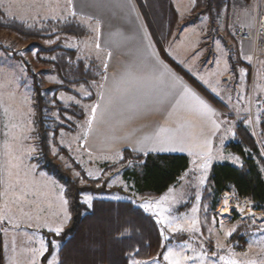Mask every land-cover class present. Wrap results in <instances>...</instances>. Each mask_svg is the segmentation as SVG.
Returning a JSON list of instances; mask_svg holds the SVG:
<instances>
[{"label":"rangeland","instance_id":"obj_1","mask_svg":"<svg viewBox=\"0 0 264 264\" xmlns=\"http://www.w3.org/2000/svg\"><path fill=\"white\" fill-rule=\"evenodd\" d=\"M152 2L155 1L152 0ZM8 3L10 5V11L12 13L11 16L5 14L4 8H0V17H2V19H0V79H6L8 77V74H13L15 77V83L0 88V96L4 97L5 95L18 92V95H21V102H20L21 104L20 106L19 104H17V106L20 107L19 109H17L18 111L17 115L18 117L19 115L25 116L27 114V110L29 109V107H31L33 112L32 114L29 113L27 114L26 122L28 121V117H30V123L33 124V130H35V117H34V108H33V102H34L33 80L27 72L26 62L32 67L33 72L37 74L39 78H41L42 87L48 88L51 85L56 84L53 82V79H59V80L61 79L59 78L58 72L47 73V71L45 70L48 69L54 70L56 63L57 65L58 64L61 65L62 58H64L62 57V55L64 54L63 52H65L66 50L76 51L77 56L76 59L73 60L74 62L77 61V58L79 57L81 60L86 61L87 64L95 62L98 69L104 57L99 56L100 59H95L92 56V54L95 52L94 50L95 47L93 45L95 39L94 38L88 39V37L92 35V31L95 28L94 27L92 28V26L89 25L88 23H84L81 20L77 19L76 17L69 18L67 23H64L63 21L57 22L56 20L42 21L40 19H34L32 22H22L17 19V0H8ZM60 4L61 1L59 0H52V2L50 1L48 3L49 7L51 8L52 5L51 9L54 10H58ZM211 4L212 6L210 11H214L213 14L214 17L216 15L217 10H219L221 6L227 5V12H228L227 16L231 21L235 20V18L238 17V14H240L242 10L244 11L246 7L252 5H255V13L257 12L260 14H264V4L261 3V0H212ZM144 7L145 8L143 9V11L146 15V23L148 24V28L150 29V32L153 33V38L157 39L156 35L167 30V24L171 23L169 22L170 19L167 21L168 23L165 24V26H163L162 24L160 25L159 23L156 24V26H154V24L151 23L150 13H149L152 10V8H149L150 9L149 11L147 6ZM153 8H155V6H153ZM206 11L207 10L205 9V12ZM64 12H66V10ZM153 12L156 13V15H153V18L156 16L160 20L163 19V15L161 17L160 11L157 8ZM58 15L67 16L68 13L66 14L62 13ZM156 17L154 19H156ZM147 20L149 21V23ZM41 23L45 25L43 31L41 30ZM29 24L34 25V27L30 29L28 27ZM78 24L80 26H83L90 32V35L88 37L74 36L75 34L80 33V30L76 28V25ZM53 27L57 28L61 36V39L58 40L56 43L49 45L46 44L45 41L49 38V30ZM93 32H95V36L97 37L99 34L98 30L95 29ZM216 36L217 35H214L213 37ZM225 37L226 39L224 40H216L223 49L225 48L227 52L229 51V55L231 59V71L229 77L230 81L224 82L221 88L222 96H224V100L227 104V105L225 104L227 106V110L226 111L221 110V113L223 115V118H227L235 122L232 131L236 133V129L240 123H242L243 121L248 123V121L250 120L248 115L250 114L251 111L250 101L253 95L252 81L254 79L253 86L254 89L256 90L257 83L260 80L259 65L261 61L255 66L253 65V62H250V67L247 68L246 75L243 76L239 75L238 67L240 65L239 64L240 61L238 59V56L236 55L237 50L235 49L234 46L235 40L232 38V32L225 35ZM52 38L54 39L55 37L52 36ZM66 38L68 39L69 43H78L79 49L65 47L64 42ZM168 41H166V39H163V43L165 44ZM194 42H195L194 39L191 38L188 39V43L186 44L185 48H192ZM210 44L211 43L205 44L203 46L206 51V55H205L206 58L208 56H211V53L213 51V47H211V49L207 47ZM34 50H38L37 55H33ZM21 52L25 53V55L24 56L19 55V53ZM52 56H56L57 59L55 61H52L50 59V57ZM68 61L69 60L67 57L66 62ZM206 65H208L207 61L205 66ZM240 66L242 67V65ZM253 72H254V76H253ZM241 79H246V83H247L246 89L243 93H240L238 91V84H240ZM85 86L87 87V85ZM75 87L78 88L79 85H75ZM72 88H71L72 93L66 92L64 90L45 92V98L47 99L48 102V108L46 109V118L49 121L48 125L53 127L54 125L53 122L56 121L65 127V129H61L58 131L57 145L52 146V153H53V149H55L56 153H58V154H54V153L53 154L57 156V162L59 164H61L63 167L67 169H70L71 174L75 178H77L74 175L75 171L83 172L84 176H85V170L92 171L94 175H101L102 173H106L102 181L111 182V187L107 186V189L116 188L119 191L108 194L105 193V194H94V195L121 196L125 198L122 200L112 199L106 201L128 202L129 200H131L133 201L132 205L135 206L137 204H143L149 201L156 202L164 197H167L168 199L167 201H165L163 206L166 208H170L172 211L170 213H165L166 215H171L174 217H187L189 221L193 218V216H195V218L200 221L199 227L201 231L199 233L166 232L165 234L168 235L169 240L163 241L162 247L160 249L161 252L165 251L164 246L167 245L177 250L185 249V254L188 256H192L194 254L192 252L193 248L196 249V254H198L200 250L203 248L207 250L210 254L215 253V255L212 256V259L216 261V264H225V262L228 259H236L240 261L254 260L253 256L255 253L254 252L255 241L264 238V233L261 232V229H264V220L261 219V217H264V207L260 208L256 204L255 207L253 208L255 210L254 214H256L255 218L252 219L248 217L247 219L243 220L241 218L242 214L236 210L237 205H239V207L241 206L240 202H238V195H236L233 192H226L219 199L217 208L213 209L211 207V202L209 200L210 195L208 196V194L212 192L209 183L207 185L199 184L198 177L200 176L201 173L197 166L200 163H202V160L193 161L189 169L181 174L178 182L175 185H173L163 195L156 196V195L138 194L134 190V183L127 182L124 178L125 173L128 172L129 170H133L132 168H126L123 163H110L108 160L105 159V157L92 158L91 160H89L88 155H83L82 150L78 147L76 138L78 136L83 135V132L85 131V129L82 128L80 125L83 124L84 120L86 119V114L83 113L82 118H80L79 115H72L73 116L72 121L64 120L63 123L57 121L52 116V112H57L59 110L49 109V107H54L49 103V101L56 98V104H55L56 107L57 103L60 102L58 99L59 92L63 91L67 95H73L75 93L72 90ZM13 90H15L16 92ZM93 91H100V89H94ZM237 93H240L243 97V99H241L239 103H237ZM228 96L232 97L231 104L228 103ZM25 97H28L30 99L31 101L30 105L25 103ZM96 100L97 97L94 95L92 98L85 100L84 103L85 104L94 103L96 102ZM65 103L71 105L72 102L65 101ZM233 106H236L238 109H240L239 115L233 114L232 112ZM77 108L79 109V112H81V109L79 107ZM244 109H250V111H244ZM66 115H71V114H66ZM258 118H259V113L258 111L255 110V124L257 129H259ZM23 124H25V122H23ZM61 132L64 133L63 137L60 135ZM51 135L53 134L51 133ZM32 137L36 148V139L34 136V131ZM62 139L64 141L63 144L61 143ZM234 139L235 137H232L230 135H225L223 139L221 138L222 147L219 149V153H218L219 157L216 158L218 156L217 154V156L214 158L213 161L216 160L218 162L233 164L231 162V157L239 156V155L227 151L226 146L230 141ZM79 143L82 144V141L80 140ZM69 145H71V148H69ZM60 149H64L66 151V154L60 153L59 152ZM18 154H19V150H17V155ZM18 157L19 156H17L18 173L29 174V172L26 171L27 166L25 164H22L20 158ZM36 157H37V148L34 153V158ZM61 157H63V159H61ZM225 157H227V159H225ZM239 157L241 158L242 166H243L244 159L241 156ZM109 158H111L112 161L119 160V156H112ZM129 160H133V159L130 158ZM76 164L80 166L79 169L75 168ZM235 166L242 167L241 165H235ZM211 170L212 167L210 169V175H211ZM261 170L264 173V165L261 166ZM39 172H43V171H39ZM22 176H23L22 179H25L24 177L25 175ZM89 180L91 179L86 178V183ZM125 185H128V187H125ZM61 186L63 187V185ZM64 190H65L64 193H66L65 188ZM198 192L201 195V199L197 202L195 196ZM225 197L228 198L227 207L224 205L223 202ZM82 199L84 200L85 197L82 196ZM194 207H199L200 210L196 213H193L192 209ZM225 210H227V212L231 215V217L229 219L225 217L223 218L222 221L223 228H221L220 227L221 216L219 215V213H222V211L225 212ZM147 214L150 215L149 213ZM213 217H215V222L213 221ZM123 225L125 224L114 223L112 226H110V232L108 233L110 235L112 234L114 236V240L117 241L118 239H116L115 237H117L122 232L127 230L126 237L118 241L123 242L125 240H131L135 242L137 248H139V255L133 254V256H130V254H128L127 257L130 256L132 257V260L135 259L137 261H150L152 258L160 255L161 252H159L157 255L153 257H149L150 250L146 248V244L142 241L141 236L136 234L134 236L132 233V228L130 227L128 228L125 227L126 229L120 232V229L121 227H123ZM160 227L161 225H159V228ZM232 228H236V231L232 234L231 237H229L226 235V233ZM116 229L119 230L118 233H115ZM181 236L186 237V240L185 241L179 240V237ZM42 238L44 239V236L39 234L37 231L19 230V229H17V231L8 229L7 235L4 236L0 235V241H3L4 239L6 240L5 242L3 241V243L8 258L10 259V261H14L15 264H29L30 260L33 258L29 249L39 248L40 241ZM217 242H219L220 248H217L216 246ZM101 245L102 246L99 249V255H103L105 250L106 251L110 250L111 246H108L109 243L102 242ZM125 256L126 254L124 255V258ZM220 257H223V260L219 259ZM59 259H60V255H59ZM38 264H41V258H38Z\"/></svg>","mask_w":264,"mask_h":264},{"label":"crops","instance_id":"obj_2","mask_svg":"<svg viewBox=\"0 0 264 264\" xmlns=\"http://www.w3.org/2000/svg\"><path fill=\"white\" fill-rule=\"evenodd\" d=\"M48 1L52 2V0H17V19L22 22H32L34 19L49 21L53 15L67 13V0H59L61 4L58 10L51 9L52 5L50 8ZM170 1L177 14L176 22L174 25H172L171 20V23L166 22V24L168 23L167 30L156 35V37L169 40L166 44L164 43V46L169 49L172 56L175 57V60H183L187 66L192 69L195 75L203 76L204 79L209 80L210 86L215 87L219 92L218 96H214L226 104L224 96H222L221 93V88L224 82L230 81L231 59L229 51L227 52L225 48L224 50L219 44V49H223L226 53V56L221 58L220 52L216 50L213 44V39H226L225 35L232 32L236 27H254L258 13H254L255 23L249 26L251 17L246 15L243 10L238 14L235 20L231 21L227 16L228 12L226 5L221 6L219 10H217V12H220L224 17L219 23L215 22L216 15L214 17V11L210 10L206 12L203 10V13L198 16V21L191 23L193 18L197 15L194 11L195 7L193 6V0ZM195 2L197 3V0H195ZM133 3L135 4L134 15L126 16L124 10L110 4L108 0H73L74 10L76 12L75 17L84 23H88L99 32L96 37L93 29L92 35H90L88 39L94 38L95 42L93 45H95V43L101 45V50L97 52V50L94 49L95 52L92 56L95 59H97V55L103 56L104 58L102 61L109 65L107 70L108 79L104 82L105 88L109 90L113 88L114 82L118 81L121 75L125 73L126 66L129 64L130 60L128 52L129 49L133 47V42L123 41L120 33L130 37L135 31L137 23L143 22L147 24L136 0H133ZM145 6H147V8L149 7L146 0ZM65 10L66 12H64ZM148 10L150 11L149 8ZM149 13L151 23L154 24V26L158 23L161 25V20L159 18L156 16V19H154L155 17L153 18V15H155L153 11L151 10ZM135 15L139 16V21L134 18ZM45 16H48L49 19H43ZM86 18L91 19L88 21ZM217 28H219V31H217ZM148 30L150 31L149 28ZM214 35L217 36L213 37ZM190 38L194 39L195 42L192 48H185ZM209 43H211L212 46L210 44L207 47L209 49L213 47V51L211 56L206 58V51L203 46ZM234 46L237 50L236 55L240 61L239 64L242 65V67L239 65L238 68L247 70V68L250 67L252 59L249 62L243 57H252V44L250 42L235 40ZM200 49H204L203 55L193 62L195 52ZM107 52L112 53V58L110 60L106 56ZM213 59H220L219 65L214 66L208 63V65L205 66L206 61L208 62ZM225 59L228 61L227 71L224 65ZM263 67L264 61H261L259 65L260 80L257 83L256 90L252 84V93L253 95L255 94V96L261 93L259 82L264 75ZM171 68L173 67L171 66ZM212 72H216L218 75L212 76ZM217 79L220 81L219 84L216 83ZM203 86L210 92L209 86ZM246 86V79H241L240 84H238V91L243 93ZM195 91L209 102L213 109L217 111L218 115L222 114L221 110L215 107L204 95L196 89ZM20 102L21 95H18V92L5 95L4 97L0 96V212H4L6 215L11 216L16 223H19V230L37 231L42 235L41 232H48V227H54L63 221L64 206H62L59 191L62 186L59 182L55 181L52 176H49L45 172H39L37 166L31 163L35 153L29 152V147L35 148L32 137L34 131L33 124L30 123V117H28V121L26 122L27 114L29 113L28 110L25 116L19 115L18 117L17 109L20 108ZM17 104H19V106H17ZM5 109H7V112ZM220 118L223 119V115L220 116ZM214 119H216V117H211L200 110H196L194 107H189L185 103L166 109L154 106L151 109L140 111H124L123 113L114 111L110 116H105L103 121L98 120L94 122L92 131L87 135V143L82 153L83 155H88V152H91L92 158L118 156L117 153L122 154L124 150H128L138 142L147 144L148 141L145 140V137H151L155 132H158L161 127L177 129L180 128L181 125H184L183 132L187 142L191 146V152L194 154H190L189 151H175L161 155H184L189 158L190 165H192L193 161L201 160L195 153L211 151L215 158L219 153V149L222 147L221 133L223 126L221 130L218 131L213 123ZM23 122H25V124H23ZM81 141L82 144H84V140L81 139ZM17 150H19L18 155ZM17 156H19L18 158H20L22 164L27 166L26 171H28L29 174H27L26 177L24 176L25 179H22V175L25 174H19L17 171ZM217 163L223 162L215 160L212 163V167ZM29 166L35 167L30 168ZM8 171L13 173L10 181L11 187H8L4 183V178L7 176ZM17 173L20 177L19 181L16 179ZM22 188L23 191H21ZM6 189L7 196L4 194ZM21 196L23 199L19 198ZM6 206L10 211H6ZM66 207L70 214L69 204ZM68 224L69 223H66L64 225V229ZM5 227L9 230L17 231V229H12L11 226L5 225ZM0 235L4 236L5 234L4 232H0ZM3 241L5 242L6 240L4 239ZM259 241H264V238L255 241L253 259L256 261L264 258V247L258 243ZM123 254H126L125 260H129L127 263L129 262V264H132V257L130 256H133V253L125 250ZM128 254H130V256L127 257ZM55 255L56 253L53 252L52 256ZM51 258L52 257H50V259ZM7 259L8 264H10L8 255Z\"/></svg>","mask_w":264,"mask_h":264},{"label":"snow or ice","instance_id":"obj_3","mask_svg":"<svg viewBox=\"0 0 264 264\" xmlns=\"http://www.w3.org/2000/svg\"><path fill=\"white\" fill-rule=\"evenodd\" d=\"M108 2L115 7H118L125 11L126 16H133L135 13V4L133 0H108ZM261 3L264 4V0H261ZM193 6H197L195 0H193ZM0 8H4L5 14L11 16L12 13L10 11V5L8 0H0ZM245 14L251 17L250 25L252 26L255 23V5L248 6L244 9ZM67 16L53 15L51 16V20H56L57 22L63 21L67 23L69 17H75L76 12L74 10L73 0H67ZM134 18L139 21V16L135 15ZM2 19V17H0ZM43 19H49L48 16L43 17ZM91 18H86V20L90 21ZM224 19L220 12L216 13V23H219L220 20ZM28 27L31 29L34 25L29 24ZM187 27V26H185ZM45 25L41 23V30L43 31ZM95 30V29H94ZM183 31V29H182ZM219 31V28H217ZM52 36L55 38L53 39ZM120 36L123 41H132L133 47L129 49L128 55L130 57L129 64L126 66L125 73L121 75L118 81L114 82L113 88L111 90L105 88L104 82L107 81V70L109 65L101 61L99 66V70L95 72V76L99 77V80L93 79L92 81H84L80 83L78 80L71 81L75 94L67 95L65 92L60 91L58 95V99L62 104L63 112L57 111L52 112V116L57 120L63 123L64 120L72 121V115H66L68 107L76 106L81 109V112L86 114V119L83 124L80 126L85 129L83 135L78 136L76 138L78 147L83 150L85 148V144L87 143V135L92 131V127L94 122L100 120L103 121L105 116H110L114 111H120L123 113L124 111H140L151 109L152 107L158 108H168L172 106H178L181 103H185L189 107H194L196 110H200L205 114L210 115L211 117H216L213 120L215 128L219 131L223 126V132L221 133L222 139L225 135H230L235 137L236 133L232 131L235 122L229 120L227 118L221 119L220 116L222 114L217 113L215 109L206 101L200 94H198L195 89L189 85L182 76L179 75L169 64H167L164 60V56H167L169 59H172L173 62L177 63L178 66L187 72L189 75L193 77L201 85L209 86V90L213 95H219V92L215 87H211L209 84V80L204 79L203 76H197L192 72V69L187 66V64L183 61L175 60V57L172 56L171 52L167 47L164 46L163 39L164 38H153V33L148 30L147 24L140 22L137 23L136 29L132 36H124L123 33H120ZM61 39V36L56 27H53L49 30V38L45 41L46 44H54L58 40ZM160 45L157 48V45ZM213 44L220 52L221 58L226 56V53L223 49H219V44L213 39ZM64 46L67 48H77L79 49L78 43H69L68 39H65ZM97 52L101 50V45L99 43H95L94 45ZM204 49H200L195 52V56L193 57V62L198 60L200 56L203 55ZM38 50L33 51V55H37ZM19 55L24 56L25 53L21 52ZM107 58L110 60L112 58V53H106ZM247 61H251V56L243 57ZM52 61L57 59L56 56L50 57ZM97 59H100L99 55H97ZM83 61L78 57L77 65L82 63ZM68 63L71 65L73 62L69 59ZM207 63H211L214 66L219 65L220 59H213L208 61ZM225 70H228V61L224 60ZM87 71L92 70L91 65H86ZM239 75H246L245 69H238ZM212 76H217L218 73L212 72ZM54 83L63 85L64 81L59 79H53ZM15 83V77L13 74H8L6 79H0V88L6 87L8 85H12ZM217 84L220 83L219 79L216 81ZM76 84H79V87H75ZM87 85V87L85 86ZM94 89H100V91H93ZM11 95V94H10ZM96 96L98 99L94 103L85 104L84 101ZM79 97V98H78ZM243 99L240 93H237V103ZM65 101H71V105L66 104ZM232 97L228 96V103L231 104ZM25 103H31L28 97H25ZM49 103L53 106L56 104V98L49 101ZM7 112V109H5ZM29 114H32L33 110L31 107L28 109ZM240 109L236 106H233L232 112L233 114L239 115ZM244 111H250V109H244ZM249 124L252 123L251 120L248 121ZM184 125H181L180 128L172 129L168 127H161L158 132H155L151 137H145V140L148 141L147 144L143 142H138L137 144L131 146L128 150L132 153H135V159L129 160L124 157L122 154L117 153L119 156L118 161H112L111 158L105 157L110 163H123L126 168H132L133 170L139 169L141 172L148 166L149 159L153 156L159 157L161 154L175 152V151H189L190 154H194L191 152V146L187 142L186 136L183 132ZM60 135L63 137L64 133L61 132ZM83 139L84 144H80L79 141ZM63 144V139L61 140ZM7 147V145H6ZM71 148V145H69ZM75 150V149H73ZM36 149L33 147H29V152H35ZM54 154L56 150L53 149ZM198 158L202 160L197 167L200 171L199 184L207 185L210 183V169L212 167V163L214 160L213 154L211 151L204 153H195ZM89 160L92 159V153L88 152ZM219 157V154H218ZM216 157V158H218ZM63 159V157H61ZM227 159V157H225ZM231 162L235 165H241L242 161L239 156L231 157ZM30 168H34L35 166H29ZM74 175L79 179L80 183L84 185L86 183V178L91 179L97 188L102 187L100 181L104 179V175L106 173H102L101 175H94L92 171L85 170V176L81 175L80 171H75ZM13 173L11 171L7 172V176L4 178V183L11 187V178ZM27 173H25V177ZM17 181L20 180L19 174L16 176ZM106 186L111 187V182H106ZM128 187V185H125ZM23 191V188L21 189ZM60 199L62 202V206H64L63 211V221L57 224L54 227H48V232L53 233L55 236L59 237L62 233H64V225L71 221V216L67 210V205L69 204V200L65 198L63 187L60 188ZM5 196H7V189L5 191ZM81 196H84L85 199L81 201L82 206L85 209V215L89 213H93L95 211L96 202H103L106 200H122L125 199L121 196H103V195H94L85 190H81ZM23 199V197H19ZM167 197L162 198L156 202H146L143 204H137L135 207L141 209L145 213H149L151 216L155 217V222L161 227L159 228V233L162 237L163 241H168L169 237L166 235V232H193L199 233L201 231L199 224L200 221L193 216V218L189 221L187 217H174L171 215H166L165 213H170L172 210L170 208L164 207L165 201H167ZM196 201L198 202L201 199V195L198 192L195 196ZM130 204L133 201H128ZM224 205L228 206V198H224ZM199 207H194L192 209L193 213L198 212ZM236 210L244 214L245 208L239 207L237 205ZM6 211H10L7 209ZM221 216L220 227L223 228V213H219ZM249 218L254 219V213H248ZM264 220V217H261ZM213 221L215 222V217H213ZM5 225L11 226L12 229H19V223H16L14 219L6 215L4 212H0V232H4L7 235L8 229ZM187 225V226H185ZM236 231V228H232L229 230L226 235L231 237L232 234ZM261 232L264 233V229H261ZM127 235V230L122 232L120 235L115 237L118 240L124 239ZM264 247V241H259ZM49 245H54L52 251L56 252L57 255L52 256V253L49 252ZM217 248H220L219 242H217ZM165 251L161 252L157 257L152 258L150 261H137L135 259L132 260V264H216V261L212 259V256L215 253H209L205 249H201L198 254H196V249L193 248L192 252L194 253L192 256H188L185 254V249L177 250L175 248L169 247L167 245L164 246ZM62 250L61 243L56 241H48L47 243L42 238L40 241L39 248H30L29 251L32 254V259L29 264H38V258H45L46 264H64V261L59 259V252ZM51 256V259H47L45 254ZM133 254L139 255V248L133 246ZM219 259L223 260V257ZM10 264H15L14 261H10ZM225 264H264V258L259 261L256 260H245L240 261L236 259H228Z\"/></svg>","mask_w":264,"mask_h":264},{"label":"trees","instance_id":"obj_4","mask_svg":"<svg viewBox=\"0 0 264 264\" xmlns=\"http://www.w3.org/2000/svg\"><path fill=\"white\" fill-rule=\"evenodd\" d=\"M154 1L156 5L152 0H146V3L149 6L148 8H152V11L157 8L161 17L163 15L161 24L165 26L170 19L172 25H174L177 14L171 5V1ZM136 2L146 20V15L143 11L145 0H136ZM211 3L212 0H197V6L194 9L197 15L191 23L198 21V16L203 13V10H211ZM154 14L156 15V13ZM76 28L80 30V33L74 36L88 37L90 35V32L83 26L78 24ZM166 41L168 40L166 39ZM159 47L160 45L158 44L157 48ZM63 53L62 57L64 58H62L61 65L56 63L54 70H45L47 73L58 72L59 78L64 81L63 85L56 83L48 88H43L41 78L33 72L32 67L26 62L27 72L33 80L34 136L37 148V157L33 158L31 163L36 164L39 171L47 173L63 185L66 189V197L69 200L71 215V221L61 236L57 237L53 233L46 231L41 233L46 242L57 241L62 244V250L59 255L64 264H129L125 260L123 253L125 250L133 253V246L137 248L135 242L131 240L116 241L114 236L108 233L110 232V226L114 223L125 224L121 227L120 232L128 227L132 228L133 235L141 236L146 248L150 250L149 257H153L161 252L160 249L163 243L158 231L159 225L155 222L156 219L129 202H96L95 211L85 215V209L81 203L83 199L80 195L82 189L92 194H108L119 190L116 188L107 189L106 181L102 180L100 181L102 185L100 188H97L92 180L82 185L78 178L73 177L70 169L63 167L57 162V156L52 153V146L57 145L58 131L65 129V127L56 121L53 122V127L48 125L49 121L46 118L48 102L45 98V92L64 90L72 93L71 81L78 80L83 83L86 80L89 82L93 79L99 80V77L95 76V72L99 70L95 62L87 64L86 61L82 60L83 62L77 65V61H73L77 56L76 51L66 50ZM67 57L68 60L71 59L73 62L71 65L66 62ZM163 58L185 81L204 95L215 107L222 111L227 110V106L223 102L181 69L177 63L167 56ZM86 65H91L92 70L87 71ZM49 109H58L63 112L60 102L57 103L56 107H49ZM64 114L83 117V113L79 112L76 106L69 107ZM226 149L241 156L244 159V165L238 167L231 163H217L212 167L209 183L212 192L208 194V196L210 195L211 207L213 209L217 208L219 199L226 192H233L240 197H248L257 203L258 207H264V173L261 170V166L264 165V158L256 142L252 125L245 121L240 123L236 129L235 139L227 144ZM59 152L66 154L64 149H60ZM122 155L127 159L131 158L134 160L136 154L129 150H124ZM189 167L190 160L184 155L153 156L149 159L148 166L143 172L139 169L129 170L125 173L124 178L127 182L134 183V190L140 195L161 196L178 182L181 174L187 171ZM75 168L79 169L80 166L76 164ZM81 175L84 176L83 172H81ZM118 232L119 230L116 229L115 233ZM179 240L185 241L186 237L181 236ZM102 242L109 243L108 246L111 247L109 251L105 250L103 255H99ZM53 247L54 245H49V252L52 254ZM45 257L50 259L51 256L46 253ZM7 263L8 259L4 244L0 242V264ZM41 264H46L45 258H42Z\"/></svg>","mask_w":264,"mask_h":264},{"label":"built area","instance_id":"obj_5","mask_svg":"<svg viewBox=\"0 0 264 264\" xmlns=\"http://www.w3.org/2000/svg\"><path fill=\"white\" fill-rule=\"evenodd\" d=\"M232 38L236 41L250 42L252 44L251 54L254 66L257 65L260 61H264V14H257L256 24L254 25V27H236L235 29H233ZM252 83L254 84V79ZM259 86L262 91L257 96L252 95L250 101L251 111L248 117L252 121L251 125L254 131L256 142L262 155L264 156V75L261 81L259 82ZM255 110L259 113V129H257L255 124ZM238 202H240L241 205L244 202H248L252 208H254L257 204L248 197L240 196H238ZM244 217L245 216L242 214L241 218L243 220H245Z\"/></svg>","mask_w":264,"mask_h":264},{"label":"bare ground","instance_id":"obj_6","mask_svg":"<svg viewBox=\"0 0 264 264\" xmlns=\"http://www.w3.org/2000/svg\"><path fill=\"white\" fill-rule=\"evenodd\" d=\"M240 207L245 208V213L243 214L245 216L244 217L245 219H247L249 217L248 213H255V210L251 207V205L248 202H244ZM222 213H223V217H225L227 219H229L231 217V215L227 212V210H225V212L222 211ZM255 216H256V214H255Z\"/></svg>","mask_w":264,"mask_h":264}]
</instances>
